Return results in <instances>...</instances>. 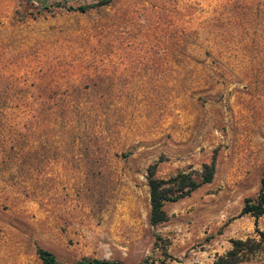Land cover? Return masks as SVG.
Masks as SVG:
<instances>
[{
    "label": "rangeland",
    "instance_id": "1",
    "mask_svg": "<svg viewBox=\"0 0 264 264\" xmlns=\"http://www.w3.org/2000/svg\"><path fill=\"white\" fill-rule=\"evenodd\" d=\"M96 1L0 0V264H214L264 229V0ZM213 157L152 226L147 168Z\"/></svg>",
    "mask_w": 264,
    "mask_h": 264
},
{
    "label": "trees",
    "instance_id": "2",
    "mask_svg": "<svg viewBox=\"0 0 264 264\" xmlns=\"http://www.w3.org/2000/svg\"><path fill=\"white\" fill-rule=\"evenodd\" d=\"M39 3L42 9L52 10L54 7H64L66 0H31ZM111 0H97L91 4L68 6L69 9L85 12L95 7L108 5ZM215 173L214 157L209 163L202 164L197 174L193 172H179L168 178L155 176V165L147 168V184L149 188V223L156 226L167 220V213L164 205L168 202H175L190 195L203 184L211 182ZM240 214H250L256 220L264 214V178L261 179V186L254 198H246ZM257 238L233 239L232 247L225 254L219 255L214 264H264V229L256 228ZM36 254L42 264H124L117 260L106 258H91L83 256L72 262H60L49 250L42 247L36 248ZM259 257V258H257ZM143 264V263H139ZM160 264H166L160 261Z\"/></svg>",
    "mask_w": 264,
    "mask_h": 264
}]
</instances>
